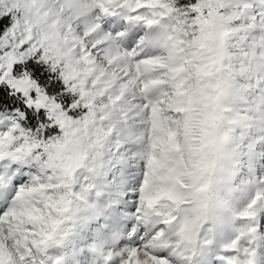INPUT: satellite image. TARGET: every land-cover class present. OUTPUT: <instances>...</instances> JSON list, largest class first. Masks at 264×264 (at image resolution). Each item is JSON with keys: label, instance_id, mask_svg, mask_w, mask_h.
<instances>
[{"label": "snow or ice", "instance_id": "snow-or-ice-1", "mask_svg": "<svg viewBox=\"0 0 264 264\" xmlns=\"http://www.w3.org/2000/svg\"><path fill=\"white\" fill-rule=\"evenodd\" d=\"M180 87L216 111L193 157L153 142ZM262 189L264 0H0V264L70 233L73 264H264Z\"/></svg>", "mask_w": 264, "mask_h": 264}, {"label": "rangeland", "instance_id": "rangeland-1", "mask_svg": "<svg viewBox=\"0 0 264 264\" xmlns=\"http://www.w3.org/2000/svg\"><path fill=\"white\" fill-rule=\"evenodd\" d=\"M188 92L182 87L178 88L173 96L169 97V106L174 110H179L185 115V119L179 128L172 127L166 122L162 121L160 118V109L157 108L153 115L154 123V135L153 142L154 145L159 148L161 145H167L169 148L175 149H188L189 156L193 157L196 154L197 147L202 144L214 131L216 124V111L214 107V101L212 98V93H206L202 97L191 95L192 104L190 107H187V94ZM64 148L60 153L62 158L72 157V160L75 161V156L67 152V144L62 145ZM138 150L142 151V146H139ZM136 166L139 169L143 168V161H135ZM158 165L155 161L150 164L149 169V190L146 192V199L149 202L157 201L162 195V192L156 191L151 187V182L155 177L156 169ZM247 177L245 176V179ZM240 178H238L239 180ZM41 196H44V192L41 191ZM238 195V193H237ZM123 196V193H121ZM132 200H121L120 203L125 209V212L130 211L129 205L132 203ZM232 202L234 206H238L236 198L232 197ZM62 201L45 198V211L47 208L51 207L53 211H60V205ZM36 212L39 214L33 216L32 218L38 221L44 222L46 225H51L54 222V218L49 214L47 219L40 209H36ZM223 236H217L216 244L217 247L227 242L230 237V233L225 228L223 230ZM219 244V245H218ZM79 239L75 233H70L67 237L66 242L63 245H53L49 251L50 258L55 261L57 258H61L64 264H73V261L69 259L70 253L73 251L74 247L78 248ZM105 244V248H107ZM92 264H96L95 258L92 261Z\"/></svg>", "mask_w": 264, "mask_h": 264}, {"label": "trees", "instance_id": "trees-1", "mask_svg": "<svg viewBox=\"0 0 264 264\" xmlns=\"http://www.w3.org/2000/svg\"><path fill=\"white\" fill-rule=\"evenodd\" d=\"M188 96H189V101H190V105H191L192 104V96L191 95H188ZM63 149L64 148L61 146L60 149H59V153H61L63 151ZM62 160H63L65 168H71L72 167L73 163H71V158L70 157L62 158Z\"/></svg>", "mask_w": 264, "mask_h": 264}, {"label": "bare ground", "instance_id": "bare-ground-1", "mask_svg": "<svg viewBox=\"0 0 264 264\" xmlns=\"http://www.w3.org/2000/svg\"><path fill=\"white\" fill-rule=\"evenodd\" d=\"M262 191H264V189H262ZM219 245V244H218ZM214 247H217V244L215 243Z\"/></svg>", "mask_w": 264, "mask_h": 264}]
</instances>
